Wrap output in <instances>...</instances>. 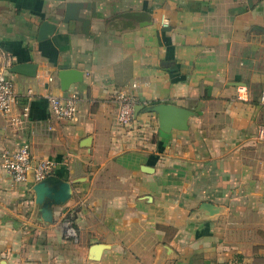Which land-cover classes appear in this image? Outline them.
Returning a JSON list of instances; mask_svg holds the SVG:
<instances>
[{"label":"crops","instance_id":"obj_1","mask_svg":"<svg viewBox=\"0 0 264 264\" xmlns=\"http://www.w3.org/2000/svg\"><path fill=\"white\" fill-rule=\"evenodd\" d=\"M65 71L82 76L66 92ZM0 76V264H264V0H0ZM70 94L76 120H54ZM162 104L193 113L186 130L160 129ZM23 144L72 187L52 223L1 167Z\"/></svg>","mask_w":264,"mask_h":264},{"label":"built area","instance_id":"obj_2","mask_svg":"<svg viewBox=\"0 0 264 264\" xmlns=\"http://www.w3.org/2000/svg\"><path fill=\"white\" fill-rule=\"evenodd\" d=\"M163 26H168L162 21ZM141 88L140 83H133L131 91H121L116 94L115 101L118 104L117 124L121 127L130 126L135 120L136 97L133 91ZM247 89L238 88V99L246 100ZM15 102V90L13 83L4 76H0V114L8 116L11 114ZM259 104L264 107V92L259 97ZM51 115L57 121H74L78 114V97L70 94L66 97L50 98ZM264 139V132L261 134ZM1 167L13 179L15 183H28L31 179L34 184L43 182L50 178L56 168V163L51 160H42L34 164L31 150L28 144H23L19 149L12 152H4ZM70 225V224H69ZM68 235H73L72 229Z\"/></svg>","mask_w":264,"mask_h":264},{"label":"water","instance_id":"obj_3","mask_svg":"<svg viewBox=\"0 0 264 264\" xmlns=\"http://www.w3.org/2000/svg\"><path fill=\"white\" fill-rule=\"evenodd\" d=\"M136 21H140V15L133 16ZM44 32H50V25L43 26ZM34 65H19L12 69L13 73L33 76ZM63 91H68L73 83L81 81V74L77 71H65L59 75ZM141 108V107H140ZM136 115L139 112V107L136 108ZM156 113L160 123V129L164 132H169L173 129L186 130L189 118L193 115L192 112L177 108L173 105H158L151 110ZM33 191L36 195V204L40 207V215L46 223H52L54 207L64 206L72 198V187L65 181L56 178H48L34 186Z\"/></svg>","mask_w":264,"mask_h":264}]
</instances>
